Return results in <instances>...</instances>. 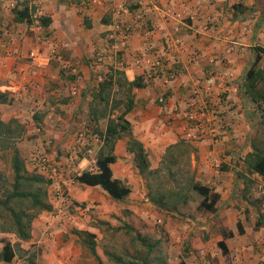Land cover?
Listing matches in <instances>:
<instances>
[{
    "label": "crops",
    "instance_id": "obj_1",
    "mask_svg": "<svg viewBox=\"0 0 264 264\" xmlns=\"http://www.w3.org/2000/svg\"><path fill=\"white\" fill-rule=\"evenodd\" d=\"M38 2L43 17L50 18L51 23L37 32H30L25 22L14 21L13 9L29 6L30 0L0 3V91L8 92L11 99L9 103L0 105V116L4 122L17 119L25 126V134L18 145L25 160L32 151L46 149L52 159L62 166L67 165L76 135L73 132L84 128L93 132L94 125L88 122V104L98 77L103 78L110 69L123 72L128 81L141 78L145 83L143 88L134 90V108L126 119L133 136L148 152L151 169L158 166L166 147L182 139L188 131L190 126L186 117L191 112L189 105L200 106L206 99L209 106L213 105L217 112L220 110L221 116L212 111L198 114L197 109L192 108L207 132L201 141L191 143L195 148L192 169L196 180L220 195L216 212L211 214L217 219L203 220L202 225L189 229L187 226L186 231L179 225L171 230H177L178 236L179 233L184 236L187 233L189 237L192 232L216 226L220 231L230 230L235 234L225 240L226 254L219 247L201 249L197 244L199 247L195 248L205 255L203 264L264 262V225L257 226V213L253 206L258 202L250 203L243 197V176L255 182L253 197H264V192L255 189L257 180L254 174L245 172L243 162L250 152L243 148L245 135L256 131L255 121L256 127L259 126L254 103L246 95L245 86L246 74L251 68L264 71V0H155L156 7L143 16L134 0H98L97 4L93 0ZM119 6L128 9V14L122 18L133 27L124 44L119 41L120 36L112 38L114 33L111 31L113 11ZM167 11L182 13L183 22H173L166 16ZM147 27L151 30L148 37L145 35ZM172 40L180 42L172 50V54L179 58V63L174 66L178 75L168 86H163L160 80L135 67L133 58L147 43L161 49ZM38 44L42 57L34 62L29 60L28 54ZM54 44L67 45L62 54L64 59L76 65V76H67L57 64L46 63L45 57ZM115 46L119 48L117 52L112 48ZM99 51L105 52V61L96 66L93 57ZM209 76L215 77V84L213 94L208 97L203 87ZM72 81L79 89L76 95L70 92ZM221 94L225 101L217 98ZM159 99H164V102ZM97 127L104 130L106 120L99 121ZM126 141L122 138L116 142L114 155L117 159L110 167L113 177L129 186L128 198L124 202H115L99 187L75 183L68 188L75 202L96 203L99 209H103L106 198L113 202L112 207L127 203L135 205L141 200L148 202L144 181L134 165L133 155L126 151ZM101 145L102 140L94 143L91 155L81 156L74 162V174L94 167ZM208 157L218 159L219 166H210ZM26 167L32 171L27 161ZM58 185L56 183L48 189L53 209L59 205L56 197ZM245 193L249 199L248 190ZM235 197H240L241 208H234ZM262 212L264 210L261 209ZM48 214L43 212L34 220L32 238L23 247L42 244L40 260L44 264H67L70 259L67 250L59 254L53 252L52 240L41 243ZM238 224L242 234L237 233ZM60 230L56 228L55 233ZM221 240L220 233L217 241ZM190 247V251L180 257L187 264L197 260V256H193L192 243ZM0 264L6 263L0 261Z\"/></svg>",
    "mask_w": 264,
    "mask_h": 264
},
{
    "label": "trees",
    "instance_id": "obj_2",
    "mask_svg": "<svg viewBox=\"0 0 264 264\" xmlns=\"http://www.w3.org/2000/svg\"><path fill=\"white\" fill-rule=\"evenodd\" d=\"M14 21L29 23L27 6L13 9ZM50 18L42 17L40 24L49 26ZM145 86L141 78L128 81L123 72L110 69L92 94L88 104V122L93 127L102 145L96 155L92 169L78 171L73 175L75 183L86 187H99L115 202H124L130 195L129 186L113 177L111 165L116 161L114 147L119 139L126 138V151L133 155V162L144 181L145 198L159 212L178 214L182 209L199 198L196 211L202 214L216 212L220 195L212 188L202 185L195 178L192 169V154L195 148L183 139L164 150L158 166L150 168L148 152L143 144L132 134L126 115L134 108V90ZM245 93L254 103L260 117L259 125L264 124V71L251 68L246 74ZM11 101L8 92L0 91V105ZM106 120L104 130L97 124ZM25 134V126L17 119L4 122L0 116V161L6 169L0 168V261L6 264H38V252L33 245L24 248L23 244L32 238V224L43 212L53 209L49 202L48 189L51 181L45 176L29 171L26 160L21 155L18 142ZM251 151L244 158V170L248 175L264 176V147L252 142ZM238 177L241 173H237ZM244 177L243 197L248 201L245 191L254 181ZM255 203V202H250ZM255 208V204L253 205ZM115 218V217H114ZM93 227L103 235H122L128 243L120 252L103 249L109 264H170L162 249V237L154 238L137 230L132 224L122 222L111 226L108 221L94 220ZM264 225V212L257 214V226ZM74 236L85 247L95 264H104L96 252L97 234L88 230L74 229ZM222 240L218 247L223 254L227 249L225 240L235 234L230 230L220 231ZM238 234H242L238 224ZM10 236V237H9ZM178 264H187L180 259ZM257 264H264L258 262Z\"/></svg>",
    "mask_w": 264,
    "mask_h": 264
},
{
    "label": "built area",
    "instance_id": "obj_3",
    "mask_svg": "<svg viewBox=\"0 0 264 264\" xmlns=\"http://www.w3.org/2000/svg\"><path fill=\"white\" fill-rule=\"evenodd\" d=\"M8 1L11 0H0V3H5ZM38 1L39 0H30L29 6H27L29 11L28 30L30 32H37L42 27L40 21L43 17V14ZM232 1L236 2L238 0ZM134 2L138 5L141 16L156 7L155 0H134ZM93 3L97 4L98 0H93ZM124 14H128V9L124 6L117 7L113 11V22L111 24V31L114 33L112 35V38H114V35H117V37L120 36L119 41L123 44L125 40L128 39L133 30L132 25L123 20L122 17ZM166 16H168L173 22L182 23L184 20L182 17V13L180 12L171 14V11H167ZM150 32V27H147L145 31L146 37L150 35ZM179 44L180 42L178 40H172L170 42H166L164 44V47L162 46L163 48L158 49L152 43H147L145 48L134 56L133 65L137 68L142 69V71L149 77L157 78L158 80H160L163 86H168L176 79L178 75L177 70L174 66L175 64L179 63V58L172 54V50L174 46H177ZM66 47L67 45L57 46L54 44L45 57V61L47 64H57L59 69L67 76H76L78 74L76 65L64 59V56L62 54L63 49H65ZM112 48L115 49V51L113 50L114 52H117V50H119L117 46ZM41 54L42 49L38 44L29 52L28 58L29 60L35 62L42 57ZM104 54L105 52L103 53L99 51L94 55V65L100 66L104 63ZM73 81L70 85V92L72 95H76L79 89ZM101 81L102 77L99 76L98 82ZM214 84V76H209L205 79L203 92L206 96L209 97L213 94L212 88ZM159 101L164 102V99H159ZM189 107L191 108V112L187 115L186 118L190 127L188 131L183 134L182 139L190 143L198 142L207 135V132L204 125L200 123L199 119L195 116V112L192 111V108L197 109L198 114H204L208 111H212L215 115H219V112L214 111V109H212V107L208 105L206 99L203 100L200 106L191 103ZM212 139L215 140V137H213ZM99 141L100 137L97 134H93V132H89L87 128H84L83 130L77 132L75 135L72 150L69 153V157L67 158V165L65 166H62V164L52 159L46 149H37L29 154L27 163L31 166L32 171L48 178L51 181L50 186L55 185L56 183L59 184V187L56 190V197L59 199V205L55 209L49 211V214L45 219V225L47 227L55 222H64L71 224L75 220V216L73 215L75 211L80 212V214H85L92 212L93 209H96L95 203H75V201L69 194L68 188L75 184V180L73 179V175L75 172V170L73 169L74 162L81 156L91 155L93 153V144ZM207 163L210 166L217 168L220 161L213 157H208ZM65 176H67V179H64ZM254 177L257 180L255 189L260 192H264V176L254 174ZM47 227L44 230L43 235H49V233L47 232Z\"/></svg>",
    "mask_w": 264,
    "mask_h": 264
},
{
    "label": "rangeland",
    "instance_id": "obj_4",
    "mask_svg": "<svg viewBox=\"0 0 264 264\" xmlns=\"http://www.w3.org/2000/svg\"><path fill=\"white\" fill-rule=\"evenodd\" d=\"M217 98L220 101H225L226 98L223 95H218ZM214 111H217L218 109L213 108V105L211 106ZM219 116H221V112L219 110ZM256 119L259 118V121L261 120L259 115H255ZM258 120V119H257ZM254 127L257 128L255 132H247V135H245L244 139V150H250L251 151V145L252 142H254L257 145H260L264 147V124L259 125L256 127V121L254 122ZM259 124V122H258ZM77 132H73V134H76ZM75 137V135H74ZM21 140L18 142V145L20 144ZM30 154V153H29ZM29 156V155H28ZM28 157L26 158L27 161ZM0 168L6 169V165L0 161ZM252 190H254V186L250 185L248 187V193H249V200L250 202H258V205L255 206L254 210L257 214L261 213V209L264 210V207L262 205L264 204V197L262 198H255L253 197ZM93 195V193H91ZM73 199V198H72ZM239 199V200H236ZM74 200V199H73ZM199 202V198L195 196V201L191 202L187 207L181 210L180 213L175 215H168L162 212H159L156 210L152 205L149 204V202H145L144 200H141V202H137V204H118L114 207H112L113 202L106 198L104 202L103 209L97 208L93 209L92 212L80 214V212L75 211L74 216L75 220L71 223H64V222H57L51 224L49 227L45 225L43 229L44 230L47 227V232L49 235H43L41 243L46 242L48 243L50 240H52V245L54 247L53 252L62 253V251L65 249L68 251V254L70 255V259H68L67 264H95L93 258L91 257L89 251L83 247L80 242L77 240V238L73 234L74 229H83L88 230L91 232H94L97 234V247L96 252L100 256L102 262L104 264H109L107 261V258L103 255V249L106 248L110 251L114 252H120L124 247H128L127 240L120 234H114L112 235L111 232H107L103 235L102 231H99L98 229L93 227V221L94 220H102V221H108L111 226H118L122 222H128L132 224L137 230L147 233L151 235L154 238H160L162 237L164 240V243L162 245V249L164 253L168 257V262L170 264H178L180 257L186 255L189 251L188 249L191 248L192 243V252L193 256H197V260L193 261V264H203V261L205 259L204 252L203 254L199 253V249H196L195 246L201 245V249L204 248H212L216 249L218 248V241L217 237L220 235V227H211L210 229H200L197 230V232H192L189 237L186 236L187 233H185V236L183 233H179L176 230V232L172 231L171 229L175 225L183 226L182 228L188 229L190 227H197L199 224L202 225L203 220L207 221H213L216 220V215L211 214H202L198 213L196 211V206ZM78 204H82L85 202H75ZM89 203V202H88ZM242 204L240 202V197H235V200L233 201L234 208H241L239 205ZM130 205H133V207H128ZM244 206V205H243ZM124 207V208H122ZM247 209V208H246ZM103 210V212L101 211ZM144 210V213L142 211ZM115 217V218H114ZM172 224V226H170ZM63 225V226H61ZM62 229L55 233L56 228ZM182 232L184 229L181 230ZM56 236L55 234H58ZM4 235H0V238H2ZM10 237V236H9ZM190 238V239H188ZM188 240V241H187ZM187 242V243H185ZM45 243V244H46ZM204 244H207L205 247ZM34 250L38 252L37 262L38 264H44L40 260V256L42 253V244H36L33 246ZM199 247V246H196ZM49 248V247H47ZM210 250V249H209ZM198 252V253H194ZM58 256V254H55ZM209 259V258H206Z\"/></svg>",
    "mask_w": 264,
    "mask_h": 264
}]
</instances>
